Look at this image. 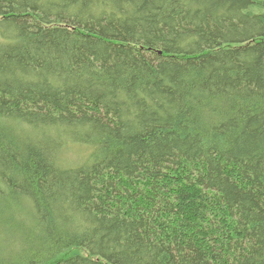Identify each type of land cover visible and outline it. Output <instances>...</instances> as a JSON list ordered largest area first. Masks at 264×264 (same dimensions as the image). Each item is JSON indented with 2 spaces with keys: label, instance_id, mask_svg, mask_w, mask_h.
I'll list each match as a JSON object with an SVG mask.
<instances>
[{
  "label": "trees",
  "instance_id": "1",
  "mask_svg": "<svg viewBox=\"0 0 264 264\" xmlns=\"http://www.w3.org/2000/svg\"><path fill=\"white\" fill-rule=\"evenodd\" d=\"M0 264H264V0H0Z\"/></svg>",
  "mask_w": 264,
  "mask_h": 264
}]
</instances>
